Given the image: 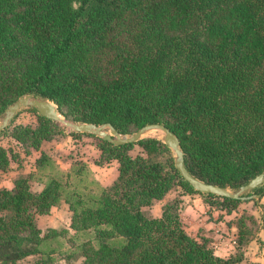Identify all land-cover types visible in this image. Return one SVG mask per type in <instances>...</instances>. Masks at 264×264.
<instances>
[{"label": "trees", "instance_id": "trees-1", "mask_svg": "<svg viewBox=\"0 0 264 264\" xmlns=\"http://www.w3.org/2000/svg\"><path fill=\"white\" fill-rule=\"evenodd\" d=\"M31 93L69 120L110 123L122 135L165 124L196 178L238 191L264 172V0H0V120ZM29 112L37 124L13 122L0 135L40 152L34 171L0 189V264H249L246 248L261 229L253 215L237 219L236 251L222 258L187 232L180 196L160 217L146 210L179 189L200 194L162 140L116 146L94 137L96 163H119L103 187L84 160L64 170L43 150L83 134ZM17 157L0 147V171ZM200 195L229 214L244 202ZM62 204L71 230L43 233L38 216Z\"/></svg>", "mask_w": 264, "mask_h": 264}, {"label": "water", "instance_id": "water-1", "mask_svg": "<svg viewBox=\"0 0 264 264\" xmlns=\"http://www.w3.org/2000/svg\"><path fill=\"white\" fill-rule=\"evenodd\" d=\"M25 109L35 110L41 117L53 121L68 130V133L90 135L116 146L135 144L146 138L147 134L151 132L160 133L163 136L162 141L164 144L174 153L175 167L178 173L196 192L203 195H214L221 198L242 201L261 197V195H248L259 187L264 186V172L252 179L248 184L242 186L238 191H232L196 178L185 164V154L182 150L180 139L170 128L162 123H149L133 134L122 135L110 123L97 125L93 123H78L69 120L61 114L58 106L54 102L46 97L31 93L20 97L5 110L0 122V135L13 124L19 113Z\"/></svg>", "mask_w": 264, "mask_h": 264}, {"label": "crops", "instance_id": "crops-1", "mask_svg": "<svg viewBox=\"0 0 264 264\" xmlns=\"http://www.w3.org/2000/svg\"><path fill=\"white\" fill-rule=\"evenodd\" d=\"M29 110L30 109H25L22 112L24 111L29 112ZM21 113H19V115ZM97 152L98 153H97L96 161L99 160L100 155H101V152L98 148H97ZM39 156H40V152H39L38 157ZM54 158L57 160L61 168L64 170H68L71 167L72 162H73L71 161L69 166L64 167L63 164L56 157ZM80 159L84 160L90 165L92 172L95 176V179L103 187L111 186L115 182V180L118 178L119 163L117 161H112L110 163L102 165V167H107V168L111 167L114 170V174H113V177L111 178L110 183L106 184L103 179H100L97 177L96 172L89 159L87 158L86 159L80 158ZM96 161H94L95 164H96ZM11 167H12V164H11ZM34 170L35 169H32L30 172L22 176H28ZM11 172L12 170L10 168V170L8 172H4V174L11 173ZM19 175L16 176L13 180H11L9 184L0 182V189L2 188L13 189L15 187V181L19 177H21ZM41 188H42L41 185L34 186L35 190H40ZM175 192L177 193L180 191H175ZM180 198L183 200V204H184L181 217H182V220L184 222L187 232L191 236L199 240L208 239L217 256L226 258V257L233 255L236 251V240L238 237V226H237L236 221L243 213H246V214H249V213L246 212L245 209H241L240 212H233L229 214L224 210H221L217 207H213L210 204L206 203L204 198L200 194H196V193H182ZM164 200L155 202L153 206H151L150 208H147L146 210L152 216L160 217L163 212V207L167 203ZM64 205L68 207V210L71 213V223H72V212L70 211L69 206L67 204H62L61 206H64ZM59 207H54V208H59ZM249 215H253L257 219V221L261 224V229L259 233L257 234V238L255 240H252L246 248L247 263L264 264V246H263L264 244V225L260 221L261 218L257 216L256 213L252 212V214H249ZM42 216H46V215H42ZM42 216H38L37 222H38L40 229L43 231V228L41 227L39 223V218ZM48 229H57V228L48 227L47 230ZM61 229L71 230V225L69 228L64 227ZM43 233L45 232L43 231ZM66 262L67 261H63L62 264Z\"/></svg>", "mask_w": 264, "mask_h": 264}, {"label": "rangeland", "instance_id": "rangeland-1", "mask_svg": "<svg viewBox=\"0 0 264 264\" xmlns=\"http://www.w3.org/2000/svg\"><path fill=\"white\" fill-rule=\"evenodd\" d=\"M15 123L34 125L37 124V117L31 112L24 111L18 116ZM58 126L67 133L69 132L62 126ZM155 133L159 136H150L147 134L146 138H157L160 140L163 139V136L160 133ZM96 142V139L92 136L81 135L77 138L67 136L52 142H45L43 145V149L49 154L56 157L63 164L64 167L69 166L70 162L73 161V159H89L96 172L97 177L103 179L106 184H109L111 178L113 177L114 170L111 167H102V165L94 163V161H96L98 153ZM0 147H7L12 151V153L16 152L18 155L17 158H14L12 160L11 173L4 174L3 172H0V182L9 184V182L19 174V176H22L30 172L32 169H35L36 159L39 155L38 151L34 149H32L30 153L25 151V148L17 145V143L9 135L0 136ZM172 154L175 158L173 152ZM178 191L180 192H173L171 195L166 197L164 201L169 202L170 200L176 197L179 198V196L184 193V191L181 189H179ZM254 195L257 194H253L252 196ZM253 200L257 201L250 203H246L248 200L244 201L243 203L239 204L238 208L240 210L245 209V211L249 214H252V212L256 213V215L261 218L260 221L264 225V194L261 195L260 198H253ZM39 223L43 228L44 232L47 231L48 227H55L57 229H61L64 227L69 228L71 225V213L69 212L68 207L66 205L61 206L59 208H54L49 215L40 217ZM255 228L256 226L253 224L250 237L254 235V232H256ZM63 264H82V260L78 258L74 261L66 262Z\"/></svg>", "mask_w": 264, "mask_h": 264}, {"label": "bare ground", "instance_id": "bare-ground-1", "mask_svg": "<svg viewBox=\"0 0 264 264\" xmlns=\"http://www.w3.org/2000/svg\"><path fill=\"white\" fill-rule=\"evenodd\" d=\"M148 135H150V136H159V135H157L155 132H153V133H149Z\"/></svg>", "mask_w": 264, "mask_h": 264}]
</instances>
